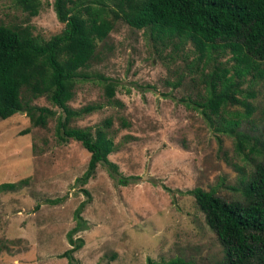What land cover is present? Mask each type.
Wrapping results in <instances>:
<instances>
[{
    "label": "rangeland",
    "instance_id": "1",
    "mask_svg": "<svg viewBox=\"0 0 264 264\" xmlns=\"http://www.w3.org/2000/svg\"><path fill=\"white\" fill-rule=\"evenodd\" d=\"M52 4L42 0L38 16L30 18L13 0H0V23L29 25L47 41L63 29ZM193 53L190 44L174 51L149 29L117 20L81 70L87 79L76 83L68 106L97 109L71 126L106 131L115 146L108 159L119 176L130 178L127 186L102 165L82 185L90 155L78 142L58 140L56 118L44 128L24 113L0 120V184L26 180L0 192V264H68L62 254L71 249L69 233L82 242L74 264H213L222 258L215 233L187 192L201 188L227 202L240 198L252 166L237 152L236 135L263 128V91L254 87L256 112L236 133L208 124L183 102L204 89L195 85ZM103 78L116 84L112 100ZM33 103L57 110L44 97ZM80 206L81 219L75 214Z\"/></svg>",
    "mask_w": 264,
    "mask_h": 264
},
{
    "label": "trees",
    "instance_id": "2",
    "mask_svg": "<svg viewBox=\"0 0 264 264\" xmlns=\"http://www.w3.org/2000/svg\"><path fill=\"white\" fill-rule=\"evenodd\" d=\"M13 3L30 18L42 7V0ZM52 6L63 29L47 41L33 35L29 25L0 23V120L24 113L32 125L44 128L56 118L58 140L78 142L90 155L78 180L82 185L94 177L99 165L107 166L118 184L130 183L108 159L115 146L103 128L92 132L71 126L97 107L68 106L76 83L87 79L81 70L89 66L97 44L108 37L117 20L136 30L149 29L155 40L174 51L192 45L195 85L204 89L196 100L187 97L183 102L208 124L236 133L256 112L250 102L256 98V86L263 91L264 123V0H53ZM103 82L106 98L114 99L116 84L104 78ZM42 97L57 110L33 103ZM235 107L243 111L230 110ZM236 140L237 152L252 166L241 181L240 198L227 202L214 190L201 188L187 193L219 241L222 258L213 264H264V124L253 134L238 132ZM25 181L0 184V192L13 191ZM81 207L75 211L79 218ZM68 239L71 249L62 257L74 264L73 254L82 242L73 240L71 233ZM148 264L157 263L148 259ZM161 264L192 263L173 259Z\"/></svg>",
    "mask_w": 264,
    "mask_h": 264
}]
</instances>
